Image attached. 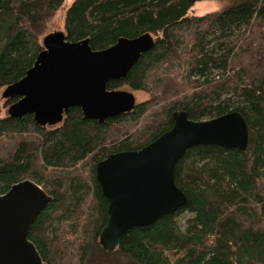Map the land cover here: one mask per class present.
Instances as JSON below:
<instances>
[{
	"label": "trees",
	"instance_id": "obj_1",
	"mask_svg": "<svg viewBox=\"0 0 264 264\" xmlns=\"http://www.w3.org/2000/svg\"><path fill=\"white\" fill-rule=\"evenodd\" d=\"M65 1L0 0V90L33 66L43 50L34 27ZM200 1L208 0H74L70 41L89 38L101 50L121 37L154 35L128 76L108 83L153 98L103 123L78 107L57 126H40L33 115L0 117V139L17 138L0 156V195L29 179L53 197L29 234L47 264H264V0H227L220 11L190 16ZM178 110L197 121L240 111L249 148H189L175 168L188 203L105 250L99 237L109 203L97 163L151 143Z\"/></svg>",
	"mask_w": 264,
	"mask_h": 264
},
{
	"label": "water",
	"instance_id": "obj_2",
	"mask_svg": "<svg viewBox=\"0 0 264 264\" xmlns=\"http://www.w3.org/2000/svg\"><path fill=\"white\" fill-rule=\"evenodd\" d=\"M155 43L154 35L147 32L94 50L89 38L70 41L65 31L50 32L26 75L4 88L5 99L17 98L9 105L8 115H33L38 125L46 127L63 123L73 107L80 108L85 119L100 123L131 113L137 106L135 93L110 89L108 83L126 78ZM172 118L173 127L151 143L112 153L96 165L97 181L109 203L108 222L99 237L107 251L117 250L131 229L150 226L188 203L176 184L175 168L189 148H249L251 128L240 111L197 121L178 110ZM52 201L29 179L0 195V264H47L29 234Z\"/></svg>",
	"mask_w": 264,
	"mask_h": 264
},
{
	"label": "rangeland",
	"instance_id": "obj_3",
	"mask_svg": "<svg viewBox=\"0 0 264 264\" xmlns=\"http://www.w3.org/2000/svg\"><path fill=\"white\" fill-rule=\"evenodd\" d=\"M74 0H66L64 5L50 13L46 18L34 27V32L37 34L39 41L43 44V38L54 31H65L66 10ZM227 5V0H208L200 1L194 5L189 11L190 16H202L209 13L222 10ZM5 32V31H4ZM3 32V33H4ZM119 89L133 91L136 95L137 104L145 102L153 98V95L148 91L132 90L128 86ZM3 89L0 90V117L8 115L9 100L3 97ZM17 141V138H2L0 139V156H3ZM190 214H185L180 217V223L183 228L186 226V221Z\"/></svg>",
	"mask_w": 264,
	"mask_h": 264
}]
</instances>
